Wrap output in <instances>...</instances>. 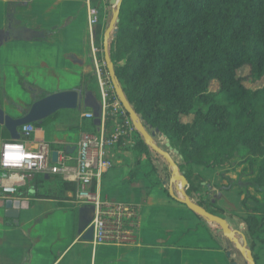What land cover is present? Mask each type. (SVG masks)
I'll return each instance as SVG.
<instances>
[{
	"label": "trees",
	"instance_id": "obj_1",
	"mask_svg": "<svg viewBox=\"0 0 264 264\" xmlns=\"http://www.w3.org/2000/svg\"><path fill=\"white\" fill-rule=\"evenodd\" d=\"M109 1L89 0L90 7L97 11L92 36L100 61L103 33L112 16ZM22 3L7 1L6 21L1 29L10 32L7 40L40 38L31 35L15 18L16 8ZM115 26L117 30L111 32L108 45L115 74L145 129L158 130L154 140L157 142L160 135L176 149L190 199L212 214L235 216L234 212L226 216L217 201L212 202L207 190L209 182L195 167L216 170L217 174L222 169L237 170L239 178L247 176L256 193H261L260 199L238 191L246 212L240 219L242 231L257 262L255 245L264 244V84L252 88L245 83L264 80V0H122ZM100 69L109 80L106 67L101 65ZM243 69L247 71L241 75ZM19 82L27 88L21 77ZM80 86L98 94L95 72L82 73ZM46 95L40 91L36 97ZM114 97L112 90L107 102ZM28 108L29 105L23 115ZM47 119L33 125L40 127ZM82 121L83 129L97 133L93 120ZM110 125L106 117L104 129L108 131ZM134 137L130 151L135 154V164L141 163L142 157L151 164L148 178L154 175L152 182L148 179L149 186L168 184L171 172L167 162L143 142L136 130ZM5 175L0 170V178ZM60 183L74 194V183ZM229 186L228 183L225 190ZM163 189L171 199L167 187ZM30 196L47 198L38 193ZM249 199L255 206H247ZM192 215L208 225L215 238L220 237L215 223ZM223 240L224 250L229 251L233 244ZM228 260L235 261L231 255Z\"/></svg>",
	"mask_w": 264,
	"mask_h": 264
},
{
	"label": "crops",
	"instance_id": "obj_2",
	"mask_svg": "<svg viewBox=\"0 0 264 264\" xmlns=\"http://www.w3.org/2000/svg\"><path fill=\"white\" fill-rule=\"evenodd\" d=\"M7 1L0 0V30L6 21ZM22 2L16 8L15 18L31 35L40 38L6 40L0 45V107L12 118L21 117L40 91L48 94L80 88L88 91L80 86L81 74L96 72L101 67L88 30L89 0ZM20 77L28 85L27 90L20 85ZM93 95L102 102L99 88L98 94ZM89 110H80L79 114L61 110L40 127L35 126L31 136L22 142L30 150L45 143L51 153L74 156L85 130L81 115ZM75 124L80 128H69ZM103 125L102 119L100 128ZM8 140H11L8 131L0 125V146ZM108 157L113 166L100 180V198L110 203H130V147L118 145L109 151ZM12 180L17 193L0 192V200L18 201L15 205L18 212L10 218L4 206H0V264H77L76 258L82 253L87 255V264H230L224 251V237L215 238L208 225L198 221L190 210L185 213L181 203L167 198L163 188L168 190L169 184L147 183L142 188L146 195L136 244H102L92 249L82 236L95 215V207L77 203L74 194L60 183L72 181L44 173L24 180L13 176ZM179 186H172L176 196ZM210 189L216 190L215 185L208 183L207 190ZM32 193L47 198L32 197ZM170 218L172 224L168 222ZM225 219L230 225L229 218ZM162 227L174 234L173 239L165 242L160 239L158 229ZM181 238L184 240L179 244Z\"/></svg>",
	"mask_w": 264,
	"mask_h": 264
},
{
	"label": "built area",
	"instance_id": "obj_3",
	"mask_svg": "<svg viewBox=\"0 0 264 264\" xmlns=\"http://www.w3.org/2000/svg\"><path fill=\"white\" fill-rule=\"evenodd\" d=\"M97 11L88 10V30L97 23ZM93 52L96 48L92 47ZM96 78L101 95L102 119L111 120L110 129L104 125L97 133L88 130L81 132L74 156L58 152L56 163L51 161L48 144L40 143L35 150L28 149L22 140L28 139L35 131L33 124H25L20 129L19 140H8L0 146V170L6 173L0 179V192L7 195L17 193L13 176L19 180L34 174L60 175L75 185L74 200L79 204H92L95 207L89 226L93 227V237L89 242L92 249L102 244H136L139 230L142 204L134 202H106L101 200L98 191L100 180L113 163L108 154L118 145L132 147L135 128L116 97L108 103L113 90L110 80L104 77L100 68L96 69ZM108 75V74H107ZM84 120H92V112L81 115ZM6 181V182H3ZM95 184L94 190L92 185Z\"/></svg>",
	"mask_w": 264,
	"mask_h": 264
},
{
	"label": "water",
	"instance_id": "obj_4",
	"mask_svg": "<svg viewBox=\"0 0 264 264\" xmlns=\"http://www.w3.org/2000/svg\"><path fill=\"white\" fill-rule=\"evenodd\" d=\"M27 1V0H20ZM122 0H110V4L114 7L112 11L111 19L108 23L107 28L104 30L102 37V51L105 66L107 69L108 78L111 82L113 92L121 103L122 108L124 109L126 115L130 119L133 127L141 136L143 142L149 146L155 153H157L162 159H164L170 169V178H169V196L176 200L177 202L185 205V207L190 210L192 213L199 215L205 221L209 223H215L218 228L216 232L226 238L231 242L234 248L240 253L246 264H256L252 252L246 247V237L242 232L233 230L228 224L227 220L220 216L215 215L204 209L203 207L194 203L186 192V180L182 175V172L179 170L178 161L175 160L173 154L177 155L176 149H173L170 146L169 140L165 138V144L160 145L155 140L154 137L158 134V130L154 132H148L144 125L141 122L140 117L137 115L135 110L132 108L128 102L123 89L119 83V80L115 74L114 65L110 59L108 45L111 32L116 31L117 17L119 14V9ZM7 40V32L0 30V45ZM90 109L93 115V123L99 129L102 120V104L100 101L93 95L90 91H84L83 89H72L68 91H62L57 93H51L46 95L43 98L34 100L27 110V112L18 118H12L7 115L3 109L0 107V125L4 126L8 131L11 140H19L20 134L19 129L25 124H33L35 122L41 123L50 116L54 115L61 110H83ZM58 152L53 151L51 153L52 163H56ZM179 196L174 194L173 185L179 184ZM18 201H14L11 198H1L0 205L4 206L5 214L7 217L14 218L17 216V209L15 205ZM238 236H241L243 243L241 244L238 240ZM93 237V227L89 226L85 231V234L82 236V239L90 242ZM231 254L227 252L229 257Z\"/></svg>",
	"mask_w": 264,
	"mask_h": 264
},
{
	"label": "rangeland",
	"instance_id": "obj_5",
	"mask_svg": "<svg viewBox=\"0 0 264 264\" xmlns=\"http://www.w3.org/2000/svg\"><path fill=\"white\" fill-rule=\"evenodd\" d=\"M114 10V7L111 5V11ZM97 52V49L95 50ZM102 55H101V65L105 66L104 58H103V51L101 50ZM106 67V66H105ZM246 69L241 70V75L246 73ZM107 73V69H106ZM246 86L256 88L260 87L264 84V80L260 82H246ZM215 88V87H214ZM224 100H228L227 97H222ZM157 142H159L160 145L165 144V138L157 135ZM175 160H179L178 156L176 154H173ZM114 167H118V165H114ZM151 169V164L150 162L147 161L145 157H142L141 163L135 164V154L130 151V202L134 203H139L142 204L144 201L146 191H144L142 188H146L145 186L147 183L150 181L152 182L153 180V175L151 174V177L148 178L147 172ZM197 171H199L202 175V177L209 182L211 185H215L216 190L211 191V198L215 199L217 201V205L221 207L224 210V214L227 216L229 213L234 212L235 216L233 218H229V223L230 226L233 230H237L238 232H242L243 229V222L240 221V219L245 215V210L243 205L241 204L242 196L238 195L239 190H243L245 193L249 195H254L257 198H262L261 193H256V190L254 186L249 182V179L246 178L247 176L241 175L240 178L238 177L237 174L235 173H229L225 171L224 169L220 170L219 174L216 173V170L214 171H209V170H203L201 167H195ZM244 178V179H241ZM149 179V182H148ZM218 181L216 184L215 182ZM232 181V182H231ZM222 186V188L219 186ZM230 184V189H226V184ZM166 184V183H164ZM224 186V187H223ZM221 188V189H219ZM140 189V190H139ZM218 189V190H217ZM219 192V194H218ZM218 195L214 197V195ZM247 206L253 207L255 206V202L252 200L247 201ZM144 209V205L142 206V212ZM184 212L189 214V211L184 208ZM164 218H161V220ZM169 223H173L172 218L168 219ZM175 222V220H174ZM178 223V222H176ZM183 224H185L183 222ZM166 228V227H165ZM161 228L158 230H161V235L160 239L162 241H167L170 239H173V233L170 232L168 229ZM156 233V232H155ZM138 236V234H137ZM183 238L179 239L177 241L179 244L183 243ZM239 242L242 244L243 239L241 236H238ZM246 247H248V242L246 241ZM225 251V255H227V252H231V257L234 258L235 261L231 262L230 264H243L242 258L236 253L234 246L230 245L229 246V251ZM256 255H257V264H264V244L257 243L255 245L254 249ZM80 256V257H79ZM77 256L76 261L77 264H87V255L84 253L80 254ZM228 257V256H227Z\"/></svg>",
	"mask_w": 264,
	"mask_h": 264
},
{
	"label": "flooded vegetation",
	"instance_id": "obj_6",
	"mask_svg": "<svg viewBox=\"0 0 264 264\" xmlns=\"http://www.w3.org/2000/svg\"><path fill=\"white\" fill-rule=\"evenodd\" d=\"M3 32H7V39L11 36L10 32L8 30H2Z\"/></svg>",
	"mask_w": 264,
	"mask_h": 264
}]
</instances>
